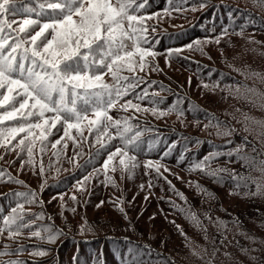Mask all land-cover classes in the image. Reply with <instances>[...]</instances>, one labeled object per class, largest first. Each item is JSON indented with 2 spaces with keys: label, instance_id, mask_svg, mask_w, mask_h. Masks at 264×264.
Returning <instances> with one entry per match:
<instances>
[{
  "label": "trees",
  "instance_id": "trees-1",
  "mask_svg": "<svg viewBox=\"0 0 264 264\" xmlns=\"http://www.w3.org/2000/svg\"><path fill=\"white\" fill-rule=\"evenodd\" d=\"M13 2L0 19L19 58L53 9ZM129 13L141 22L116 79L67 61L103 73L88 105L67 79L63 105L0 88V264H264V0H134ZM73 106L79 120L57 110Z\"/></svg>",
  "mask_w": 264,
  "mask_h": 264
},
{
  "label": "snow or ice",
  "instance_id": "snow-or-ice-1",
  "mask_svg": "<svg viewBox=\"0 0 264 264\" xmlns=\"http://www.w3.org/2000/svg\"><path fill=\"white\" fill-rule=\"evenodd\" d=\"M133 2L134 0H55V2L54 0H44V3L39 5L41 14H45L43 9L46 3L49 8L53 9L51 13L53 22L52 24L45 23L41 31L30 37V41L35 47L31 50L28 47H23V52L19 53V58L17 57V50L23 46V41H17L9 45L10 51L5 52L7 39L2 33L5 25L11 28V23L0 19V88H4L5 85H17L24 90L25 94H34L37 97L36 102L38 104L41 102L39 99L41 97L52 101L53 92L58 91L59 101L54 103L63 105L66 93L69 91L64 84L67 79L69 82H77L72 85L74 96L78 95L75 91L76 88L84 89L83 100L85 105L91 102L90 97L99 98L101 96L100 93L89 92L87 89L108 87V85L102 83V71L101 74L87 77L80 74L79 64H76L74 68L73 63L75 61L73 63H68L67 61H72L74 56H82L85 68L89 67L90 64H95L101 70L107 68L112 73L113 78L116 79L117 71L121 67L118 62L124 60L125 57L131 58L134 55L132 51L126 50L128 45L124 42L125 38L135 41L138 31L135 25L141 22L140 18L129 13ZM139 6L141 5H137V7ZM15 11L16 5L13 0H0V18L6 13H15ZM25 11L33 12L34 9L29 8L25 9ZM74 16L79 19L74 20ZM35 23L36 21L25 19L23 26L19 28V32H27L28 28ZM125 23H127V29L125 28ZM49 28H52L54 33L51 39L45 37V41H42L41 45H36L37 38L43 36L44 31ZM72 45H75V49L69 54L67 50ZM54 46L64 51V61H55L49 58L59 55L58 52L52 50ZM41 47L42 51L40 50ZM80 47L85 48L87 51L80 53ZM121 52H123V56L120 54ZM137 52H140L139 48H137ZM45 53L48 55H44ZM147 54L140 52L141 59ZM90 56L93 57L91 62L89 61ZM97 57L99 58L97 59ZM108 58H111L110 62ZM38 61H41V63H38ZM61 63H63V67H61ZM46 65L50 67V71L49 68L45 67ZM113 65L116 66L117 71H113ZM37 67L41 71H36ZM131 67L132 65L129 64L130 70ZM72 72L76 74L69 75ZM85 80L100 83L93 84L89 82L86 87L85 83H81V81ZM53 81L56 83L54 84ZM8 91H12V88L9 87ZM249 91L252 90L250 89ZM116 96H120L119 89L116 90ZM8 100L9 97L4 96V101ZM103 102L102 99H97L96 101L97 104H102ZM112 103L111 93H109L108 106L111 107ZM72 104L75 105V100L72 101ZM0 105H2V102H0ZM20 107L23 108L24 104H21ZM46 107V104L42 105V108ZM57 110L66 111L69 114V118L71 116H75L77 120L81 118L80 113L74 106ZM84 111H87V109L85 108ZM41 115H43V112H41ZM96 115L100 117L105 115V113L97 110ZM5 118L13 119V113H7ZM90 123H96V121H90ZM36 127H39V125H36ZM69 127H73V125L69 124ZM24 130L23 127H20L18 129H10V132L15 134ZM20 143L23 144V140ZM29 154H31V149H29ZM242 159L247 158L242 157ZM120 163L123 164L124 161L121 160ZM261 171H264V168H261ZM196 223L198 224L199 221H196ZM55 238V234L48 237L49 241H54ZM5 255H9V253L7 251L0 252V256ZM2 264H20V262L4 261Z\"/></svg>",
  "mask_w": 264,
  "mask_h": 264
},
{
  "label": "rangeland",
  "instance_id": "rangeland-1",
  "mask_svg": "<svg viewBox=\"0 0 264 264\" xmlns=\"http://www.w3.org/2000/svg\"><path fill=\"white\" fill-rule=\"evenodd\" d=\"M78 19H79L78 17H76V16L74 17V20H78Z\"/></svg>",
  "mask_w": 264,
  "mask_h": 264
}]
</instances>
